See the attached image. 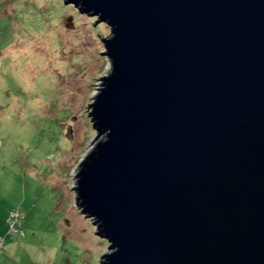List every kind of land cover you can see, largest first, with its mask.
<instances>
[{"label": "water", "instance_id": "obj_1", "mask_svg": "<svg viewBox=\"0 0 264 264\" xmlns=\"http://www.w3.org/2000/svg\"><path fill=\"white\" fill-rule=\"evenodd\" d=\"M63 1L111 33L73 187L100 264H264V0Z\"/></svg>", "mask_w": 264, "mask_h": 264}, {"label": "rangeland", "instance_id": "obj_2", "mask_svg": "<svg viewBox=\"0 0 264 264\" xmlns=\"http://www.w3.org/2000/svg\"><path fill=\"white\" fill-rule=\"evenodd\" d=\"M110 34L63 0H0V264H100L107 251L73 187ZM12 210L23 236L8 234Z\"/></svg>", "mask_w": 264, "mask_h": 264}, {"label": "built area", "instance_id": "obj_3", "mask_svg": "<svg viewBox=\"0 0 264 264\" xmlns=\"http://www.w3.org/2000/svg\"><path fill=\"white\" fill-rule=\"evenodd\" d=\"M21 212L18 210H12L9 213V216L7 217V222H8V234L11 235L12 232H18L22 234V229H19L16 224H20V217H21ZM1 242L2 238H0V249H1Z\"/></svg>", "mask_w": 264, "mask_h": 264}, {"label": "crops", "instance_id": "obj_4", "mask_svg": "<svg viewBox=\"0 0 264 264\" xmlns=\"http://www.w3.org/2000/svg\"><path fill=\"white\" fill-rule=\"evenodd\" d=\"M1 237H3V242H2V244L4 245V241H5V236H1ZM10 247V245H9V243H7V248H9ZM4 248V247H3Z\"/></svg>", "mask_w": 264, "mask_h": 264}, {"label": "trees", "instance_id": "obj_5", "mask_svg": "<svg viewBox=\"0 0 264 264\" xmlns=\"http://www.w3.org/2000/svg\"><path fill=\"white\" fill-rule=\"evenodd\" d=\"M21 236H23L24 235V233H23V230H22V234H20ZM0 238H2V242H3V237H0ZM2 242H1V248H2ZM1 250V249H0Z\"/></svg>", "mask_w": 264, "mask_h": 264}]
</instances>
